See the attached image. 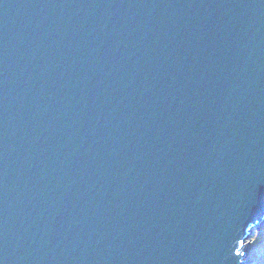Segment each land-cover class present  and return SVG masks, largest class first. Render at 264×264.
I'll return each mask as SVG.
<instances>
[{"label":"water","instance_id":"obj_1","mask_svg":"<svg viewBox=\"0 0 264 264\" xmlns=\"http://www.w3.org/2000/svg\"><path fill=\"white\" fill-rule=\"evenodd\" d=\"M263 221L264 0H0V264H245Z\"/></svg>","mask_w":264,"mask_h":264},{"label":"rangeland","instance_id":"obj_2","mask_svg":"<svg viewBox=\"0 0 264 264\" xmlns=\"http://www.w3.org/2000/svg\"><path fill=\"white\" fill-rule=\"evenodd\" d=\"M258 227L260 233L258 234L259 230L256 227L243 243L245 254L242 261L246 260L245 264H264V221Z\"/></svg>","mask_w":264,"mask_h":264}]
</instances>
